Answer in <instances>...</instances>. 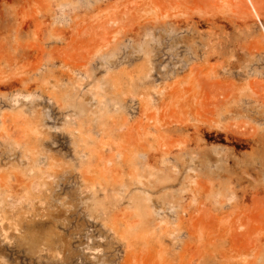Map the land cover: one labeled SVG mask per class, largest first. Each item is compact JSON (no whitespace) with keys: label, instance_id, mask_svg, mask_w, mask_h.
<instances>
[{"label":"rangeland","instance_id":"rangeland-1","mask_svg":"<svg viewBox=\"0 0 264 264\" xmlns=\"http://www.w3.org/2000/svg\"><path fill=\"white\" fill-rule=\"evenodd\" d=\"M0 264H264V0H0Z\"/></svg>","mask_w":264,"mask_h":264}]
</instances>
